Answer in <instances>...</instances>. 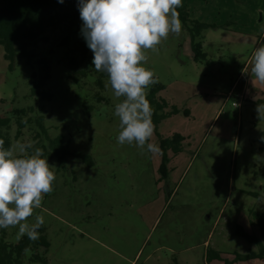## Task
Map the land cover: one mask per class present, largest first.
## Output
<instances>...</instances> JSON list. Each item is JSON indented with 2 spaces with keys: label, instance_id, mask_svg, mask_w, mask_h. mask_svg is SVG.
Listing matches in <instances>:
<instances>
[{
  "label": "rangeland",
  "instance_id": "obj_1",
  "mask_svg": "<svg viewBox=\"0 0 264 264\" xmlns=\"http://www.w3.org/2000/svg\"><path fill=\"white\" fill-rule=\"evenodd\" d=\"M182 5L191 18L218 27L203 31L206 61L195 60L180 17V34L169 33L144 50L142 63L165 85L158 93L168 102L165 111L180 110L153 124L151 142L159 145L158 153L115 139L121 129L114 106L124 98L114 95L108 76L101 88L102 72L84 62L86 75L68 77L62 25L46 28L33 47L36 57L50 60L48 100L30 95L32 64L20 57L10 69L0 44V117H10L8 126L0 125V141L10 140L14 156L42 153L48 140L38 137L35 123L42 115L51 138L63 135L72 152L93 160L72 154L61 165L56 156L48 159L55 174L52 191L26 221L43 217L50 246L40 253L47 260L30 259L28 250L21 264H264V259L234 261L236 252L258 248L237 226L260 235L253 211L264 213V105L257 103L264 98V82L251 73L252 53L264 46V0H182ZM29 106L35 107L28 113L34 122L17 138L13 109ZM177 132L185 136L182 151L169 150L163 165L160 139ZM21 144L32 147L21 153ZM4 230L9 242L21 239L18 226ZM209 250L220 251L223 259H207Z\"/></svg>",
  "mask_w": 264,
  "mask_h": 264
},
{
  "label": "clouds",
  "instance_id": "obj_2",
  "mask_svg": "<svg viewBox=\"0 0 264 264\" xmlns=\"http://www.w3.org/2000/svg\"><path fill=\"white\" fill-rule=\"evenodd\" d=\"M181 6L182 0H77L80 34L93 53L92 66L107 73L114 95L124 98L113 111L121 129L115 139L121 145L135 143L150 153L161 151L151 142L153 108L146 98L148 86L158 81L142 62L147 59L145 49H154L169 33L180 34L177 9ZM251 73L264 82V46L252 53ZM31 147L21 144L20 152ZM54 180L52 167L39 149L18 156L0 149V229L18 226L17 239L26 235L30 241L38 240L43 217L37 215L31 224L26 221L41 206L43 194L52 191Z\"/></svg>",
  "mask_w": 264,
  "mask_h": 264
},
{
  "label": "trees",
  "instance_id": "obj_3",
  "mask_svg": "<svg viewBox=\"0 0 264 264\" xmlns=\"http://www.w3.org/2000/svg\"><path fill=\"white\" fill-rule=\"evenodd\" d=\"M179 17L188 27L191 34V46L194 52L196 61H206L207 54L203 50V31L209 27H218V24L208 23L193 19L190 17V12L186 6L182 5L177 9ZM82 21L79 17L77 8V0H63L59 3L58 0H0V44L5 48V58L9 61V68L13 69L16 61L20 57H25L29 64H32L33 72L31 75V90L30 95L39 100L51 99L52 94L46 89L47 84L51 78V65L47 56L36 57L33 47L38 44V39L48 27H56L62 25L64 34L61 38V45L65 50L62 60L67 67V75L70 78L77 79V75H86L88 69L81 68L84 62L92 65V57L89 48L82 35L80 34ZM47 40V36L42 37ZM37 67V69H36ZM107 73L102 72L97 77V84L104 88V77ZM149 92L146 95L151 107L153 108L152 122L155 127L167 117L168 115L178 113L180 110L177 106H172V109L165 111L168 107V102L158 97V93L165 88V85L157 82L149 85ZM99 99H104L101 94H98ZM257 103L264 105V98H261ZM35 111L34 106L15 108L13 113L17 119L18 130L16 137L18 138L23 128L28 123H32L33 117L28 116V113ZM188 113V110H185ZM44 116H39L35 119V123L41 129L37 130V135L42 134L46 136L48 145L43 144V156L47 159L56 156L61 165L67 162L69 155L80 156L91 164L92 157L81 152H72L69 149L68 142L64 141V136L59 135L51 138L46 127L43 124ZM10 117L1 116L0 125H9ZM157 129V128H156ZM264 131L260 134L261 145L260 148L264 150ZM42 139V138H41ZM185 136L177 132L171 137L160 139L163 150V165L169 160L168 151L172 150L174 153L182 151V142ZM10 147V140L5 138L0 143V149H8ZM162 165V166H163ZM254 220L252 224H257L260 228V235L247 231L243 226H237L236 232L245 237L248 241L256 243L257 250L249 253H235L236 260L245 261L250 259H264V213L253 211ZM39 231V239L30 241L27 236L21 237L16 243H11L6 239V232L0 229V264H21L23 255L28 250H31L32 260H41L45 262L47 259L40 253L43 249L44 253L50 246V241L46 234V227L43 224ZM207 259H223L222 254L218 250H209ZM228 261V260H226Z\"/></svg>",
  "mask_w": 264,
  "mask_h": 264
},
{
  "label": "built area",
  "instance_id": "obj_4",
  "mask_svg": "<svg viewBox=\"0 0 264 264\" xmlns=\"http://www.w3.org/2000/svg\"><path fill=\"white\" fill-rule=\"evenodd\" d=\"M234 105H237V102H234Z\"/></svg>",
  "mask_w": 264,
  "mask_h": 264
}]
</instances>
